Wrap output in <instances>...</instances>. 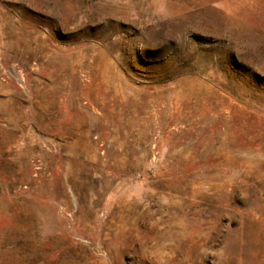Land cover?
<instances>
[{
    "label": "rangeland",
    "instance_id": "obj_1",
    "mask_svg": "<svg viewBox=\"0 0 264 264\" xmlns=\"http://www.w3.org/2000/svg\"><path fill=\"white\" fill-rule=\"evenodd\" d=\"M0 264H264V0H0Z\"/></svg>",
    "mask_w": 264,
    "mask_h": 264
}]
</instances>
